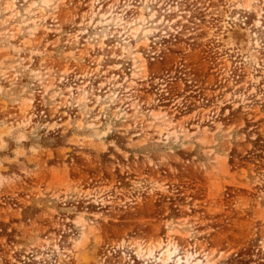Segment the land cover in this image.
<instances>
[{
    "label": "rangeland",
    "instance_id": "rangeland-1",
    "mask_svg": "<svg viewBox=\"0 0 264 264\" xmlns=\"http://www.w3.org/2000/svg\"><path fill=\"white\" fill-rule=\"evenodd\" d=\"M263 19L0 0V264H264Z\"/></svg>",
    "mask_w": 264,
    "mask_h": 264
},
{
    "label": "flooded vegetation",
    "instance_id": "flooded-vegetation-1",
    "mask_svg": "<svg viewBox=\"0 0 264 264\" xmlns=\"http://www.w3.org/2000/svg\"><path fill=\"white\" fill-rule=\"evenodd\" d=\"M251 16H253V17H254V16H256V13H252V15H251ZM252 20H253V19H252ZM263 21H264V19H263ZM252 25H253V24H252Z\"/></svg>",
    "mask_w": 264,
    "mask_h": 264
}]
</instances>
